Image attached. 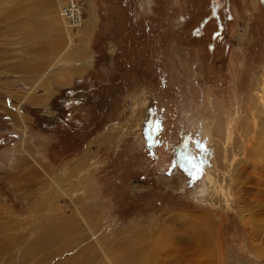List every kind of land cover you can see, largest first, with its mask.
<instances>
[{"label": "rangeland", "instance_id": "374dc122", "mask_svg": "<svg viewBox=\"0 0 264 264\" xmlns=\"http://www.w3.org/2000/svg\"><path fill=\"white\" fill-rule=\"evenodd\" d=\"M0 264H264V0H0Z\"/></svg>", "mask_w": 264, "mask_h": 264}, {"label": "bare ground", "instance_id": "6f19581e", "mask_svg": "<svg viewBox=\"0 0 264 264\" xmlns=\"http://www.w3.org/2000/svg\"><path fill=\"white\" fill-rule=\"evenodd\" d=\"M74 7H75V4H71V13L74 14L75 17L78 18V22H79V17H80L79 10H74ZM227 138H229V134ZM192 221H193V224L199 229L198 230L199 233L197 235L192 236V241L194 243L196 242L200 244H206L208 246L215 244V237L212 235L213 233H212V228H211L212 227L211 222H209V220H207V218H204V217H199V218L197 217V218H194ZM198 246H202V245H198Z\"/></svg>", "mask_w": 264, "mask_h": 264}, {"label": "built area", "instance_id": "2783aa9c", "mask_svg": "<svg viewBox=\"0 0 264 264\" xmlns=\"http://www.w3.org/2000/svg\"><path fill=\"white\" fill-rule=\"evenodd\" d=\"M70 4H74V3L71 1Z\"/></svg>", "mask_w": 264, "mask_h": 264}]
</instances>
